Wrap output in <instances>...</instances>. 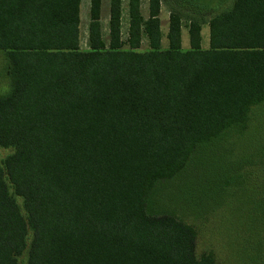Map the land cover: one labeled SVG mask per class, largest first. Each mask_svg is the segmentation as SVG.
Segmentation results:
<instances>
[{
	"label": "trees",
	"instance_id": "trees-1",
	"mask_svg": "<svg viewBox=\"0 0 264 264\" xmlns=\"http://www.w3.org/2000/svg\"><path fill=\"white\" fill-rule=\"evenodd\" d=\"M175 1L161 48V0H147L145 17L140 0L126 1L124 41L121 0H108L106 40L101 0H89L81 49L80 0H0V264L23 252L25 264H215L196 254L185 217L246 197L244 185L264 195L251 161L262 165L261 150L193 177L264 101V0L207 18V4ZM209 156L207 167L219 157ZM258 205L241 214L264 230Z\"/></svg>",
	"mask_w": 264,
	"mask_h": 264
},
{
	"label": "rangeland",
	"instance_id": "rangeland-1",
	"mask_svg": "<svg viewBox=\"0 0 264 264\" xmlns=\"http://www.w3.org/2000/svg\"><path fill=\"white\" fill-rule=\"evenodd\" d=\"M201 3L207 4L206 8L201 9L203 16L206 18L210 15H213L221 10L226 9L233 0H196ZM107 0H101V19L103 20L104 15L102 13L105 11ZM122 3H126V0H122ZM81 13H79V47L85 49L86 45V25L88 20L87 5L88 1L82 3ZM187 8L192 9L191 6H187L186 3H183ZM182 4V5H183ZM141 9L144 12L146 10V0H140ZM175 0H161L160 9H161V21L167 16V12L170 8L174 10H180ZM193 10V9H192ZM196 11V10H195ZM181 12V11H180ZM160 15V14H159ZM104 22V20H103ZM182 28L180 30V45L182 49L188 47L186 25L187 21L182 18L180 20ZM167 24L162 22L160 24V47H166V33ZM101 35L104 40L106 37L105 27L101 28ZM121 40L124 41L126 38L124 26L121 29ZM207 37L208 29L206 23L201 24L200 28V45L202 48L207 47ZM147 47L146 39L144 36L141 37L140 49H145ZM3 57L0 52V92H3L6 89V79L3 76ZM249 150H261L262 157H264V101L253 106L251 109V114L248 123L246 124L245 130L239 136L227 137L221 144L217 145V148H214L216 154L219 155L218 158H211L208 154L203 156V160L200 158L198 160L195 172L193 177L197 178L199 171L201 169L207 172L211 167L224 166L227 161L232 160L234 153L236 155H241L247 153ZM7 150H0V157H2ZM253 156L256 154L255 151L252 152ZM209 159L212 161L210 166L207 167L206 160ZM260 156H255L252 158V167L255 168L252 171L255 174L254 179L257 181V189H259V184L261 187L264 186V161L262 165L260 163ZM259 159V160H258ZM250 164V163H249ZM260 165V166H259ZM204 166V167H203ZM251 166V165H250ZM262 168H257L261 167ZM209 172V171H208ZM250 177V176H249ZM249 180V178H248ZM243 192L246 197H239L235 199L234 197L228 198L229 207H226L228 204L225 203L223 208L217 207V210L213 214L205 215L204 217H185L186 221L194 227L196 232L195 239V252L197 255H200L204 252H212L215 264H264V230L261 229V223L258 224L257 229L255 226L254 218H248L245 220V214H241V207L251 209L248 204H252L255 207H259L258 204L264 203V195H257L253 192L255 187L248 188L244 185ZM243 199V200H242ZM16 202L20 205V201L15 197ZM241 202V203H240ZM258 202V203H257ZM225 206V207H224ZM264 208V206H262ZM214 211V210H213ZM239 216H236L239 214ZM252 222V223H250ZM252 250L249 252L250 248ZM26 253L23 252L17 257V264H25Z\"/></svg>",
	"mask_w": 264,
	"mask_h": 264
},
{
	"label": "crops",
	"instance_id": "crops-1",
	"mask_svg": "<svg viewBox=\"0 0 264 264\" xmlns=\"http://www.w3.org/2000/svg\"><path fill=\"white\" fill-rule=\"evenodd\" d=\"M85 1H88V5H89V0H80V3H79V13H81V7L83 6L82 3L85 2ZM88 5H87V12H88ZM101 5H100V13H101V9L103 10V8H101ZM105 7H106L105 8V11H104V13H102V16L104 15V17H103L104 22H103V20L101 19V16H100V28L105 27L106 37H107V29H108V26H107V22H108V0L106 2V6ZM140 13L144 17L147 15V0H146V10L144 9V12H143V10L141 9V6H140ZM159 14H158V16H159L160 24L162 22H164V23L167 24L168 12H167L166 18H164L163 21H161V9H159ZM127 19H128V17H127V3H124V5H123L122 0H121V3H120V33H121V29H122L123 26L125 28V33H126V30H127ZM161 33L162 32L160 31V34Z\"/></svg>",
	"mask_w": 264,
	"mask_h": 264
}]
</instances>
